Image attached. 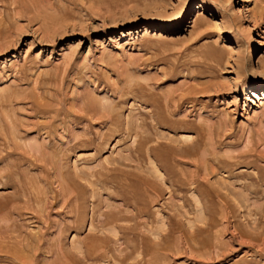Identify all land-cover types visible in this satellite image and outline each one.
<instances>
[{"label": "rangeland", "instance_id": "rangeland-1", "mask_svg": "<svg viewBox=\"0 0 264 264\" xmlns=\"http://www.w3.org/2000/svg\"><path fill=\"white\" fill-rule=\"evenodd\" d=\"M263 3L0 0V264H264Z\"/></svg>", "mask_w": 264, "mask_h": 264}, {"label": "bare ground", "instance_id": "bare-ground-1", "mask_svg": "<svg viewBox=\"0 0 264 264\" xmlns=\"http://www.w3.org/2000/svg\"><path fill=\"white\" fill-rule=\"evenodd\" d=\"M258 1H259V0H258ZM258 4H259V3H258ZM263 4H264V3H263ZM227 9H228V8H227ZM227 9H226L225 12L222 11V16H220V19H219V18H216V17H215V19H214V17H212V18H213L212 21L216 22L217 24H218L217 21H220V20H221V22H224V24L227 23V22L229 23V21H228V19H229V18H228V15H229L230 13H232V12H231V10H227ZM258 9H259V8H258ZM253 11H254V10H253ZM215 16H216V15H215ZM252 17H253L255 20H258V19H259V20H262V19H264V5L262 6V9L259 10V12H258L257 10H256V12H253ZM220 24H221V23H220ZM220 24L217 25V26H219V27L222 26V24H221V25H220ZM215 26H216V25H215ZM219 27H218V28H219ZM215 28H216V27H215ZM148 32H149V31H148ZM146 33H147V32H146ZM184 152L187 153L188 151L185 150ZM203 162H204V161H203ZM205 162H206V161H205ZM206 163H208V161H207ZM208 164H209V163H208ZM208 164H207V165L205 164V165H206V166H205V167H206V171L209 170V169L211 168V165H210V167H209ZM235 165H236V164H235ZM212 169H213V171H214V168H212ZM207 172H208V171H207ZM210 172L212 173V170H211V169H210ZM206 177H207V176H206ZM244 188H247L248 190H251V191L253 190V189H252L253 187H251V185H250L249 183H248V184H245V187H244ZM236 190H237V189H236ZM231 191H232V190H231ZM221 192H222V191H221ZM221 192H220V193H221ZM226 195H227V194H226ZM245 195H246V194H245ZM241 198H242V197H241ZM204 200H205V199H204ZM245 201H246V200H245ZM90 226H91V225H90ZM93 229H94V228H93Z\"/></svg>", "mask_w": 264, "mask_h": 264}]
</instances>
